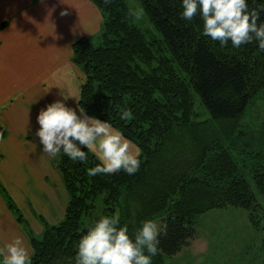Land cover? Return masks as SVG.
Listing matches in <instances>:
<instances>
[{"label":"trees","instance_id":"1","mask_svg":"<svg viewBox=\"0 0 264 264\" xmlns=\"http://www.w3.org/2000/svg\"><path fill=\"white\" fill-rule=\"evenodd\" d=\"M90 1L103 14V27L96 40L84 36L73 43V61L85 73L78 105L132 140L141 149V166L134 175L90 177L87 169L98 163L94 154L81 163L62 153L57 167L70 202L63 220L43 221L41 237L32 234L0 181L6 204L32 238V264H75L78 241L100 215L118 213L130 235L145 219L167 224L152 264H165L190 245L195 218L209 210L245 208L260 228L264 50L256 42L221 47L203 35L199 15L191 22L181 19L182 0H139L160 37L140 28L129 15L128 0ZM247 3L264 8V0ZM196 96L211 121L197 120ZM122 107L131 110V120H120ZM4 135L0 129V138Z\"/></svg>","mask_w":264,"mask_h":264},{"label":"crops","instance_id":"2","mask_svg":"<svg viewBox=\"0 0 264 264\" xmlns=\"http://www.w3.org/2000/svg\"><path fill=\"white\" fill-rule=\"evenodd\" d=\"M3 22L7 25L0 31V129L5 135L0 138V181L32 234L41 237L43 221L63 220L70 196L57 167L61 155L49 159L40 151L36 117L60 98L61 91L75 97L66 103L79 114L85 73L73 61L72 47L84 36L96 37L103 14L90 0H0V25ZM200 233L190 242L196 250L202 244ZM16 237L30 245L33 255L29 231L0 193V247Z\"/></svg>","mask_w":264,"mask_h":264},{"label":"clouds","instance_id":"3","mask_svg":"<svg viewBox=\"0 0 264 264\" xmlns=\"http://www.w3.org/2000/svg\"><path fill=\"white\" fill-rule=\"evenodd\" d=\"M182 9L181 19L191 22L199 15L203 35L218 41L221 47L229 42L234 48L256 42L264 50V21L260 20L264 8L250 9L247 0H182ZM129 15L140 19L144 9L130 11ZM58 95L60 98L41 108L36 117L39 128L35 138L42 146V154L56 159L63 153L73 162L83 163L88 153H92L98 163L87 169L90 177L121 171L134 175L139 171L142 152L132 140L112 123L89 116L82 108L78 114L66 103L75 97L63 91ZM119 118L131 120L133 114L122 107ZM30 131L27 129L26 135ZM166 234L167 224L155 219H145L130 235L118 213L100 215L86 226L74 261L75 264H152V258L159 252V237ZM0 264H32L30 245L20 237L4 244L0 247Z\"/></svg>","mask_w":264,"mask_h":264},{"label":"rangeland","instance_id":"4","mask_svg":"<svg viewBox=\"0 0 264 264\" xmlns=\"http://www.w3.org/2000/svg\"><path fill=\"white\" fill-rule=\"evenodd\" d=\"M128 5L132 11L144 9L139 0H128ZM135 22L147 35L159 36L145 9L140 19L135 17ZM195 102L197 120L211 121V113L198 96ZM194 226L197 234L201 232L203 236L200 248L196 250L188 245L175 256L168 257L165 264H264V217L260 228H255L245 208L232 206L197 216Z\"/></svg>","mask_w":264,"mask_h":264}]
</instances>
